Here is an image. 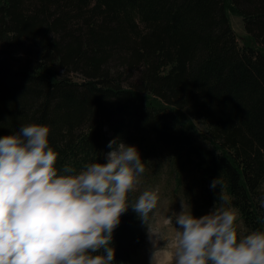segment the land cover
Instances as JSON below:
<instances>
[{"label":"trees","instance_id":"16d2710c","mask_svg":"<svg viewBox=\"0 0 264 264\" xmlns=\"http://www.w3.org/2000/svg\"><path fill=\"white\" fill-rule=\"evenodd\" d=\"M229 1L242 43L226 0H0V136L47 124L57 167L77 171L104 162L114 138L136 145L145 170L153 160L174 166L188 202L185 168L200 175L202 206L222 202V190L243 235L264 229V0ZM146 226L131 206L121 214L114 264L127 262Z\"/></svg>","mask_w":264,"mask_h":264},{"label":"clouds","instance_id":"9594fccd","mask_svg":"<svg viewBox=\"0 0 264 264\" xmlns=\"http://www.w3.org/2000/svg\"><path fill=\"white\" fill-rule=\"evenodd\" d=\"M49 132V125L32 122L0 136V264H114L110 241L129 206L148 225L154 264L160 238L150 213L159 188L128 199L145 170L138 147L114 138L104 162L85 163L79 171L58 168ZM221 184L218 176L210 187ZM228 199L221 192L224 204L198 217L182 201L163 258L172 264H264V229L238 236L237 211L225 206Z\"/></svg>","mask_w":264,"mask_h":264},{"label":"rangeland","instance_id":"374dc122","mask_svg":"<svg viewBox=\"0 0 264 264\" xmlns=\"http://www.w3.org/2000/svg\"><path fill=\"white\" fill-rule=\"evenodd\" d=\"M226 10L230 24L236 33L237 39L240 43H242L244 38L248 35L244 28L243 18L240 14L233 10V6L229 0H226ZM69 76L73 79H79L78 76H80V74L78 72L72 71L70 72ZM166 110L170 115L176 117V113L171 109ZM176 119L179 121L191 122L201 132L206 131V126L201 121L194 120L183 112H179ZM205 144L208 143L205 142ZM153 166L155 167V169H152ZM173 167L174 166L171 165L166 159L160 161L153 160L149 169L144 170V172L140 175L139 181L136 184L135 188L132 189L137 199V197L143 190L159 188L160 199L158 200L156 208L153 210L154 215L150 213V221L152 227L157 230V233L159 235L160 239L157 241L156 246L160 251H168L171 249V244L169 243V241L174 237L175 215L183 210L182 201L184 203V208L186 211L190 210V207L191 210L194 207H199L203 210V214L211 211L216 204L215 203L209 206H202L203 202L200 199V175L191 168H185L182 171V177L183 179H188L190 181L193 189L192 200L191 202H188L174 180ZM145 171L147 173L146 175H143ZM221 192L224 194L222 190L220 191V193ZM228 198V202L225 206H233L230 202L229 196ZM221 204H224V202H217V206H220ZM235 210L237 211L236 226L237 228H239L238 234L239 236H241L243 235L242 232L244 231V229L242 221L239 218L238 210L236 208ZM168 216L173 217L172 224L164 223L165 219ZM153 249V240L149 237L147 225L144 243L136 250L133 255H131V257L125 264H150V258L152 256ZM154 264H172V262L166 259H163L162 262V260L157 259Z\"/></svg>","mask_w":264,"mask_h":264},{"label":"bare ground","instance_id":"6f19581e","mask_svg":"<svg viewBox=\"0 0 264 264\" xmlns=\"http://www.w3.org/2000/svg\"><path fill=\"white\" fill-rule=\"evenodd\" d=\"M163 252H166V251H160V252L158 253V259H159V260H162V262H163V259H164V258H163V255H162Z\"/></svg>","mask_w":264,"mask_h":264}]
</instances>
